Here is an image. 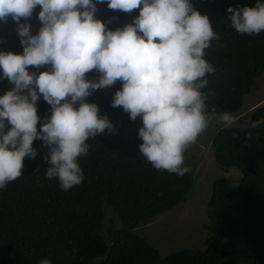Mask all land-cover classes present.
<instances>
[{
  "label": "trees",
  "instance_id": "trees-1",
  "mask_svg": "<svg viewBox=\"0 0 264 264\" xmlns=\"http://www.w3.org/2000/svg\"><path fill=\"white\" fill-rule=\"evenodd\" d=\"M104 19L92 43L106 35L82 22ZM263 68L264 0H0V264H264L262 106L214 133L215 161L242 177L212 181L203 248L162 255L133 231L191 200L193 181L183 145L165 151L135 106L146 81L218 114Z\"/></svg>",
  "mask_w": 264,
  "mask_h": 264
},
{
  "label": "rangeland",
  "instance_id": "rangeland-1",
  "mask_svg": "<svg viewBox=\"0 0 264 264\" xmlns=\"http://www.w3.org/2000/svg\"><path fill=\"white\" fill-rule=\"evenodd\" d=\"M147 87L151 94L154 93L165 98L167 107L175 108L174 114L165 111V117L174 126L183 127L181 132L194 138L197 142L202 140L203 131H206L208 136L214 130L216 131L220 128V126L216 127L217 125H231L232 123L241 121L240 115H235L230 120L233 115L232 112L220 114L203 112L198 107H195L194 102L188 95H185L181 89L176 87H169L164 92L159 88L160 86L154 83L148 82ZM262 98H264V71L260 76L255 78L249 93L243 99L239 111H246L249 104ZM155 119L156 121H152L158 127L157 140L161 144L163 143L165 151L167 149L170 150L169 133L160 123L161 114H158ZM198 151L200 150H196V153ZM189 157L186 155L177 164L191 170L193 176V182L189 189V191L191 190V200L173 206L163 214L153 217L154 219L140 222L133 229L134 232L143 235L162 255H167L171 251L185 247L203 248L205 246L204 241L211 236L208 227H202V225L208 222L206 203L212 191V181L220 176L229 178L233 184H237L239 180V173L236 167H231L225 173L217 162L213 159H206L201 152L195 155L191 152ZM103 207L105 211V208L111 206L104 203ZM107 211L109 214L110 210L107 209ZM161 216L163 217L160 218Z\"/></svg>",
  "mask_w": 264,
  "mask_h": 264
},
{
  "label": "clouds",
  "instance_id": "clouds-1",
  "mask_svg": "<svg viewBox=\"0 0 264 264\" xmlns=\"http://www.w3.org/2000/svg\"><path fill=\"white\" fill-rule=\"evenodd\" d=\"M36 2H42V1H44V0H35ZM17 4V9L22 13V14H27L28 12L25 10V8L19 3V2H17L16 3ZM75 20H77L78 22H81V20H80V18L79 17H75L74 18ZM108 23H110L109 22V20L107 21V20H100V21H98V22H96V23H94V24H87L86 22H82V25L85 27V28H91L92 30H94L95 32H98V33H102V32H104L105 33V35H106V38H103V40H101L102 38H100V40H98V41H92V40H89V41H91L92 43H96V44H101V43H104V42H106V40H107V24ZM78 67H79V63L78 62H76V61H70V62H68L65 66H64V68H63V73H65L66 74V76L68 77V78H72V76L74 75V73L77 71V69H78ZM263 71H264V68H263V70L258 74V75H256L254 78H253V80H252V84H251V86L253 85V83H254V80H255V78H257L258 76H260L262 73H263ZM148 82H150V81H146V85H147V83ZM150 83H154V82H150ZM154 84H156V83H154ZM156 85H158V86H160L159 88L164 92L165 90H167V88H169V87H176V88H178V89H181L184 93H185V95H188L189 97H190V99L194 102V104H195V107H198L200 110H202L199 106H198V104H197V102H196V100L191 96V94H190V89L189 88H182V87H179V86H173V85H170V84H168V85H166V86H163L162 84H156ZM55 86V84H50V85H48V86H44V88L45 89H49V88H52V87H54ZM251 88V87H250ZM81 89V88H80ZM146 89H147V91L149 92V94H146V93H144L143 92V90H142V92H143V94L142 95H140V96H136V97H134V101H135V106H136V104H139L142 108H143V110L145 111V113H146V115L149 117V119H150V121L153 123V121H156V119H155V117L158 115V114H161V120H160V123H161V125L164 127V128H166L167 129V131H168V133H169V136L168 137H172L173 138V141L174 140H176V141H178L179 143H181L182 145H183V147L185 148V156L187 155V157H189L190 156V153L192 152L194 155L195 154H197L198 152H201V154L206 158V159H213L214 161H215V159H214V156H213V148H212V139H213V136H214V133L218 130V129H220V128H222L223 126H231V125H235V124H241V123H243L244 121H246V122H248L249 121V117H250V114H251V111L252 110H254V109H256V108H260L261 106L262 107H264V98H262L261 100H257V101H255V102H252L251 104H249V106H248V109L246 110V111H239V109L241 108V106H242V104H241V106H240V108L238 109V110H236V111H228V112H232V116H231V119L230 120H232L233 119V117L235 116V115H240V120L241 121H239V122H237V123H232L231 125H217L216 127H218V126H220V128H218L216 131L214 130V132L212 133V134H209L208 136H207V133H206V131H203L202 132V140L200 141V142H197L194 138H192V137H189V136H187V135H185V134H183L181 131H182V129H183V127L181 128V127H176V126H174V124L170 121V120H168L166 117H165V115H164V112L165 111H168V112H170V113H172V114H174L175 113V108H173V107H167L166 106V103H165V98H163V97H160V96H158V95H156V94H154V93H150V90L148 89V87L146 86ZM81 91V93H83V90L81 89L80 90ZM250 91V90H249ZM249 92H247V94H248ZM246 94V95H247ZM245 97V96H244ZM244 97H243V99H244ZM160 98H163V99H160ZM242 103H243V100H242ZM135 106H134V108L132 109V111L135 109ZM131 111V112H132ZM203 112H205V113H212V114H215V113H213V112H206V111H204V110H202ZM224 113V112H223ZM248 113H249V115H248ZM218 114H220V113H218ZM247 116H248V118H247ZM230 118V117H229ZM228 119V118H227ZM153 120V121H152ZM154 124V123H153ZM154 126H155V128H156V132H155V135H154V138L157 140V132H158V127H157V124L155 123L154 124ZM158 141V140H157ZM159 142V141H158ZM159 143H161V142H159ZM203 145H206V146H203ZM200 150V151H198L197 153H196V150ZM193 156V155H192ZM190 158V157H189ZM0 160H1V163H9V161L6 159V157H5V155H2V154H0ZM216 162V161H215ZM218 163V162H217ZM219 164V163H218ZM220 165V164H219ZM221 166V165H220ZM0 167H2L1 166V164H0ZM232 167H236L237 169H238V173H239V179H241V177H242V170H241V168L240 167H237V166H232ZM221 168L223 169V167L221 166ZM231 167H229L228 169H227V171H225L224 169V172L225 173H227L228 171H229V169H230ZM245 169H247V170H250V171H252V172H255V169L253 168V166L252 165H247V166H245ZM15 172V171H14ZM17 172V171H16ZM15 173H12L11 171H7V177H8V179H10V178H14L15 177ZM231 175V174H230ZM239 181V180H238ZM193 182V181H192ZM192 185V184H191ZM236 185V184H235ZM211 189H212V184H211ZM186 203V202H185ZM166 212V211H165ZM164 213V212H163ZM163 213H160V214H163ZM160 214H158V215H160ZM157 215V216H158ZM206 215H207V212H206ZM163 216H161L160 218H162ZM207 218H208V216H207ZM208 223V222H207ZM206 224V223H205ZM208 227V226H207ZM209 229V231H210V234H211V230H210V228H208ZM211 237V236H210ZM210 239V238H209ZM206 240H208V239H206ZM205 240V241H206ZM204 241V242H205Z\"/></svg>",
  "mask_w": 264,
  "mask_h": 264
}]
</instances>
